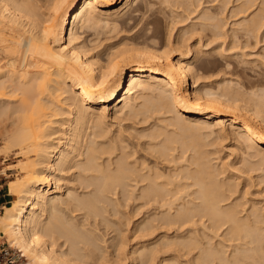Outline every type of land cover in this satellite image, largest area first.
<instances>
[{
	"label": "bare ground",
	"instance_id": "6f19581e",
	"mask_svg": "<svg viewBox=\"0 0 264 264\" xmlns=\"http://www.w3.org/2000/svg\"><path fill=\"white\" fill-rule=\"evenodd\" d=\"M112 1L0 0V44L8 51L0 50L7 56L0 66V157L13 152L22 158L21 176L6 183L13 199L2 206L0 239L29 264H154L160 250L173 249L177 255L165 262L186 264L180 257L197 250L192 264H264L257 209L240 216L238 199L246 189L229 203L237 185L216 180L200 143L213 135L214 144L228 140L238 155L264 162V98L204 80L196 61L202 56L195 51L184 60L183 39H156L151 29L146 33L157 20L152 6H174L179 0H121L118 8L109 6ZM256 1H240L229 11L234 18L247 14L242 31L253 38L264 26V0ZM202 20L207 23L201 32L220 36L219 21ZM125 31L131 34L121 35ZM99 36L101 42H114L99 50L89 46ZM174 51L180 55L172 61ZM3 88L10 89V98ZM120 116L146 125L142 132L150 140L138 147L151 157L154 153L152 164L144 156L128 161L134 152L127 151L124 131H111ZM161 136L157 146L152 140ZM175 143L183 155L192 152L183 161L188 165L175 167L184 157H170ZM105 154L114 158L100 162ZM73 168L80 171L75 180L92 189L89 194L79 196L59 184ZM192 187L196 190L189 192ZM120 194L125 202L134 197L136 210L153 212L135 224L141 238L167 230L155 241L157 235L138 241L126 254L119 227L105 218L106 203H120ZM206 222V228L222 229L229 243L253 244L251 255L240 246L229 252L204 247L187 233L170 236L173 227L179 231ZM102 226L119 234L111 253L97 244ZM259 252L262 262L256 259Z\"/></svg>",
	"mask_w": 264,
	"mask_h": 264
},
{
	"label": "rangeland",
	"instance_id": "374dc122",
	"mask_svg": "<svg viewBox=\"0 0 264 264\" xmlns=\"http://www.w3.org/2000/svg\"><path fill=\"white\" fill-rule=\"evenodd\" d=\"M121 0H115L114 2H110L109 6L112 8H118L120 6ZM244 1V0H240ZM237 0H179L177 5L170 6V5H154L152 6V12L153 16L157 19L151 20L154 22L152 25H147L149 28L146 27V30L149 34H151V31L155 32L153 33L156 39H168L167 37L170 36L171 40L178 39L180 37V41H184V51L186 55H183L184 60L190 59L195 56V53L198 52V54L202 57H198L200 59H196L197 62H200V69H201V75L206 81L211 82H218L219 85H225V87L230 86L234 87L233 89L240 90L247 94H253L256 97H263L264 98V26L262 27V30L259 32L258 37L255 39L253 36L245 35V33L242 31V24H244V17L247 15H238L235 18L230 17L229 11L234 9V7L240 3ZM259 1V0H258ZM256 1V4L257 2ZM198 8H195L197 7ZM255 7V6H254ZM151 8V7H150ZM157 10V11H156ZM159 10V11H158ZM209 17L211 20L219 21L222 25V35H218L217 37L211 36L210 32L208 30H204L201 32V28H205L204 24L207 22H203V17ZM154 18V19H155ZM139 22L138 20L136 23ZM158 22V23H157ZM133 24V25H136ZM140 23V22H139ZM203 26H202V24ZM201 24V25H200ZM132 25V26H133ZM241 25V26H240ZM140 26V24H139ZM120 28V27H119ZM118 28V29H119ZM149 29V30H148ZM151 29V31H150ZM145 30V31H146ZM203 30V29H202ZM120 31V29H119ZM171 31V32H170ZM93 32H95L93 30ZM121 32V35L129 36L131 33L128 31ZM124 33V34H123ZM130 33V34H129ZM145 33V32H144ZM170 33V35H169ZM224 33V34H223ZM128 34V35H127ZM109 36V35H106ZM101 37V38H100ZM177 37V38H176ZM91 38V37H88ZM102 36H99V39L96 40V42H92L89 46H96V50H99L102 48L104 44H110L114 42L113 40H107L101 42ZM93 39V38H92ZM104 39V38H103ZM165 39V40H166ZM164 40V41H165ZM89 42V41H87ZM101 44H100V43ZM91 43V42H89ZM100 46H99V44ZM7 44L2 42V45L0 44V50L5 52L7 54ZM3 46V47H2ZM4 46L6 48H4ZM89 47V48H92ZM4 48L5 51L2 49ZM21 51V50H20ZM196 51V52H195ZM200 51V53H199ZM188 52V53H187ZM3 53V54H5ZM0 52V66L4 65L6 62V54L3 55ZM180 53L177 51H174L171 53V60L175 61L179 58ZM210 55L211 59H206V56ZM7 57V56H6ZM224 83V84H223ZM189 89H191V83L189 82ZM228 84V85H226ZM9 88H3L1 90V93H4L6 95V98H10L9 95L10 91ZM66 95H63L61 98L65 97ZM60 98V99H61ZM121 119H117L115 121H112V128L111 131L113 132H120L124 131L123 135L125 138V143L128 145L127 151L133 153L131 158L128 159L129 162L131 161H140V159L143 157L146 160V164H152L154 153L152 154V157L149 156L147 149L146 152H143L138 145H143L146 142H148L150 139L146 137L148 134L146 132H142L144 128H146V125H139L136 124L137 120H124L122 119V116H120ZM51 119H59L57 118H51ZM139 125V126H138ZM133 127V128H132ZM144 127V128H143ZM125 129V130H124ZM129 129V130H128ZM170 131L172 128H168ZM132 130V131H131ZM139 133V134H138ZM146 136H145V135ZM111 135V132L109 136ZM56 136V135H55ZM108 136V137H109ZM174 138L173 136H171ZM215 136L205 135V137H202L200 140V143L202 144V150L205 152H208L207 154V162L212 166L213 172L215 174L216 180L220 181V183H224L228 181H232L237 185V191L234 195L231 196L229 203L235 199V197H239V194L246 189V193L244 197H240L238 200L242 204V207L239 209L242 210V213L240 216L244 217L246 214L249 213L250 208L253 206L255 209H257L259 214V220L261 221V234L264 236V162L262 159L257 160L258 158H252L250 157H244L243 155H238V152H236L235 147H232V145H229V142H216L215 144L213 141ZM165 138V137H164ZM177 138V137H176ZM214 139V140H213ZM164 140L163 136L158 139L152 140L153 143L157 144L159 146L160 142ZM0 146H2L3 142L0 138ZM163 142V141H162ZM161 142V143H162ZM213 143V144H211ZM124 144V145H126ZM175 151L172 150L169 152L170 157H176L182 156L183 153H181L179 144L175 143L173 144ZM148 154V155H147ZM183 159H179L176 163L175 167H181L188 165L187 163H183V161H186V159L192 154L191 151H187L184 153ZM156 156V155H155ZM241 156V157H240ZM244 157V159H243ZM100 162L106 163L111 158H114V155H101ZM109 158V159H108ZM242 158V159H241ZM22 158L16 156L13 152L8 153L6 157H0V172L4 171L0 175V180L4 184L5 188V194L6 197L4 201L6 203L11 202L13 199L12 197L8 196L7 194V187L6 183L12 180H15L16 177H20L21 174L19 173L17 167L20 163V160ZM262 162H261V161ZM225 162L223 165L224 167L221 168V173H219V168L221 166L220 163ZM175 165V164H174ZM178 165V166H177ZM173 166V164H172ZM188 167V166H187ZM186 167V168H187ZM189 167L191 168L192 165ZM188 167V169H190ZM185 168V167H183ZM186 168L183 170L186 171ZM194 166L191 168L193 169ZM11 169H13L11 171ZM215 170V171H214ZM216 172V173H215ZM19 173V174H18ZM80 173L78 169H71L70 175L64 174L61 178L59 184H61L62 188L65 189L66 187H69L71 191H74L78 195L81 196L87 195L88 192L92 191V189H84L83 185H81L78 181H76L77 175ZM235 176V177H234ZM238 177L237 180H235ZM231 179V180H230ZM184 183H189L190 181H181ZM238 182V183H237ZM196 187L189 188L188 191L192 192L195 191ZM239 192V193H238ZM92 193V192H91ZM135 194H137V189L134 191ZM89 194V193H88ZM79 195V196H80ZM61 195H57V198H60ZM62 197H65L62 196ZM110 199L114 200V196H109ZM55 199V198H54ZM138 201L132 197L130 201L125 202L122 201V196L120 194V203H113V204H107V214L105 215V218H107L110 222H113L115 225H117L120 229V244H124V254L129 252L132 247H135V244L138 241L146 240L147 238H154L155 235L156 238L152 241L157 240L159 237H161L166 232V229H157L154 232V235L151 237H143L141 238V235L139 233L135 232V224L140 222L144 217H147L150 215L148 209H142V210H136L133 206L137 205ZM117 210L120 212V215H114L113 212ZM241 212V211H240ZM2 213V210H1ZM0 213V214H1ZM66 213V211H65ZM209 223L206 222L205 225H201V223H196L194 225H188L187 229H181L178 231L176 227H173L170 229V236H174L176 233H187L188 235H194L196 238L203 244L204 247H210L215 246L219 248L220 250L224 251H232V246H240L242 252L246 251L245 253H248L251 255V252L249 251V248L253 247V244H245L243 242L239 243H229L224 235L222 236L223 230L216 231L213 228H206ZM101 231L98 232L96 235L98 236L99 240L97 242L99 247L105 248L108 246L107 250L111 253L113 248L110 246H115L118 242V233L114 231L115 228L111 229H105V227H100ZM106 235L103 237V234ZM105 241L103 243L102 241ZM4 243L11 249V253L14 254L16 257V262L19 264H29L26 260V258L22 257L21 254L12 246L6 243L4 239H0V244ZM246 245V247L244 246ZM255 247V246H254ZM248 248V250H247ZM197 250L194 253H191L186 256H181L180 260L183 263L186 264H192L190 262L193 254H195ZM241 252V253H242ZM177 255L176 250H160L157 254V258L154 262V264H171L170 262H165V260H170L173 256ZM244 257V256H243ZM262 254L259 252L256 259H259V262H262ZM164 260V261H163ZM130 260H125L123 264H129ZM165 262V263H164ZM247 263H251V259L246 260Z\"/></svg>",
	"mask_w": 264,
	"mask_h": 264
},
{
	"label": "built area",
	"instance_id": "2783aa9c",
	"mask_svg": "<svg viewBox=\"0 0 264 264\" xmlns=\"http://www.w3.org/2000/svg\"><path fill=\"white\" fill-rule=\"evenodd\" d=\"M4 184L0 180V213L2 210V206L6 204L4 201L6 194ZM15 255L11 253L10 247L5 245L4 243L0 244V264H19L16 262Z\"/></svg>",
	"mask_w": 264,
	"mask_h": 264
}]
</instances>
